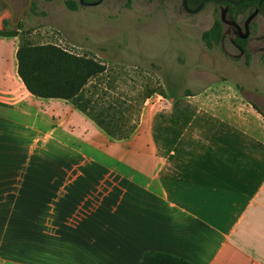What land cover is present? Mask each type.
I'll list each match as a JSON object with an SVG mask.
<instances>
[{
  "label": "crops",
  "instance_id": "crops-1",
  "mask_svg": "<svg viewBox=\"0 0 264 264\" xmlns=\"http://www.w3.org/2000/svg\"><path fill=\"white\" fill-rule=\"evenodd\" d=\"M18 41L0 35V120L46 127L71 151L37 184L34 263L0 264H140L148 252L264 264V114L254 104L234 89L167 97L113 139L71 102L28 92Z\"/></svg>",
  "mask_w": 264,
  "mask_h": 264
},
{
  "label": "rangeland",
  "instance_id": "rangeland-1",
  "mask_svg": "<svg viewBox=\"0 0 264 264\" xmlns=\"http://www.w3.org/2000/svg\"><path fill=\"white\" fill-rule=\"evenodd\" d=\"M9 1L16 21L29 1ZM79 1L33 0L20 29L8 24L0 32L18 36L19 46H58L105 66V72L86 86L83 105L107 126L117 123L128 134L141 113L161 105L164 98L177 102L181 96L231 89L264 114V13L250 25L245 54L231 43L238 26L245 32L255 6L210 0L191 14L183 0H103L90 7ZM197 6L190 4L191 9ZM0 15L11 17L1 3ZM217 21L224 42L204 38ZM70 151L56 144L46 127L11 129L0 120V260L34 263L37 184L42 185V175L50 169L61 167L54 160L57 154Z\"/></svg>",
  "mask_w": 264,
  "mask_h": 264
},
{
  "label": "trees",
  "instance_id": "trees-1",
  "mask_svg": "<svg viewBox=\"0 0 264 264\" xmlns=\"http://www.w3.org/2000/svg\"><path fill=\"white\" fill-rule=\"evenodd\" d=\"M0 3L2 7L7 8L6 4L1 0ZM252 5H254L253 2L243 1L236 7H252ZM71 7L74 8L75 3ZM8 24L9 22L4 20L5 28ZM20 26L17 29H20ZM0 35L16 36L6 32H0ZM204 38L222 41L223 31L221 23L215 22L211 30L204 33ZM238 43L245 49V40H238ZM17 60L19 77L28 92L33 96L42 99H62L71 102L112 138L125 139L134 132L136 127L128 134H125L119 130L117 123H114L113 126H107L104 121L91 116L89 109L83 105L86 86L92 79L99 77L105 72V66L101 63L88 57L73 55L58 46L31 44H21L19 46ZM255 108L259 110L256 106ZM140 264L193 263L168 253L148 252L143 256Z\"/></svg>",
  "mask_w": 264,
  "mask_h": 264
},
{
  "label": "flooded vegetation",
  "instance_id": "flooded-vegetation-1",
  "mask_svg": "<svg viewBox=\"0 0 264 264\" xmlns=\"http://www.w3.org/2000/svg\"><path fill=\"white\" fill-rule=\"evenodd\" d=\"M2 2H4L3 0H1ZM9 1V0H8ZM29 1V0H28ZM201 1L202 0H188V5H189V7H190V4H197L198 3V5L201 3ZM227 4H232V3H230L228 0H224ZM232 1H234V0H232ZM245 1H250V2H253L254 3V5H252V6H255L256 7V9H259L260 10V12H262V13H264V8H263V6H264V0H245ZM10 2V1H9ZM5 3V2H4ZM11 3V2H10ZM32 3H33V0H32ZM242 3V2H241ZM240 3V4H241ZM6 4V7H7V9L10 11V13H11V17H10V19H8L7 21L9 22V24H15L17 27L18 26H20L21 25V20H22V17H23V14L25 13V11H27V10H22L21 12H20V14L18 15V17H17V20L16 21H14V17H15V9H14V6H13V4L11 3V5L13 6V10H14V14H12V10H11V8H10V6L7 4V3H5ZM79 4L82 6V7H90V6H96V5H98L99 4V1L98 0H92V1H86V0H80L79 1ZM233 5V4H232ZM31 6H32V4H31ZM234 6V5H233ZM198 7V6H197ZM235 7V6H234ZM255 9V10H256ZM202 10V9H201ZM254 10V11H255ZM186 11V10H185ZM187 12V11H186ZM253 12H251L250 14H249V16L252 14ZM22 14V15H21ZM20 15H21V17H20ZM248 16V17H249ZM6 20V19H5ZM231 20H232V23H234V19H232L231 18ZM223 22H225V20L223 19ZM238 27H241V26H238ZM238 27H237V29H238ZM242 28V27H241ZM245 30V29H244ZM246 32V31H245ZM245 32H240V30L238 29V31H237V33L235 34V37L231 40V43H232V45H234L235 46V48H237L239 51H240V53H241V55H243V54H245V49L238 43V40H246V39H242V38H240V37H238V34H240V33H245ZM250 35V34H249ZM225 41V36L223 35V38H222V42H224Z\"/></svg>",
  "mask_w": 264,
  "mask_h": 264
},
{
  "label": "water",
  "instance_id": "water-1",
  "mask_svg": "<svg viewBox=\"0 0 264 264\" xmlns=\"http://www.w3.org/2000/svg\"><path fill=\"white\" fill-rule=\"evenodd\" d=\"M5 3H7L11 10H12V14H14V10H13V6L11 5V3L8 1V0H3ZM99 3L102 2L103 0H98ZM210 0H202L201 3L198 5L197 8L195 9H191L188 5V0H183V7L184 9L188 12V13H191V14H196L198 12L201 11V9L205 6V4L207 2H209ZM230 3H232L234 6H237L239 5L241 2L245 1V0H228ZM262 1V0H261ZM31 4H32V0H29V4L28 6L25 8V10L29 9L31 7ZM260 13V10L259 9H256L245 21V24H244V29H245V33H240L238 34V37L242 38V39H247L249 37V34H250V25L252 23V21L258 16V14ZM22 15V14H21ZM20 15V17H21ZM238 29L240 30V32H243V28L241 27H238Z\"/></svg>",
  "mask_w": 264,
  "mask_h": 264
}]
</instances>
